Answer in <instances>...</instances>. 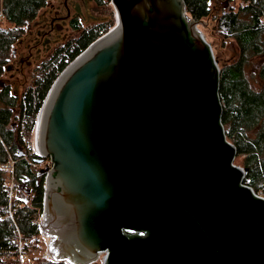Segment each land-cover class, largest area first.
I'll return each mask as SVG.
<instances>
[{
  "label": "water",
  "instance_id": "95a60500",
  "mask_svg": "<svg viewBox=\"0 0 264 264\" xmlns=\"http://www.w3.org/2000/svg\"><path fill=\"white\" fill-rule=\"evenodd\" d=\"M112 3L118 22L37 117L34 148L52 161L40 172L47 252L68 264L104 250L105 264H264V196L243 183L221 122L219 64L237 44L222 47L216 20L191 18L184 0Z\"/></svg>",
  "mask_w": 264,
  "mask_h": 264
},
{
  "label": "trees",
  "instance_id": "16d2710c",
  "mask_svg": "<svg viewBox=\"0 0 264 264\" xmlns=\"http://www.w3.org/2000/svg\"><path fill=\"white\" fill-rule=\"evenodd\" d=\"M48 1L0 0V77L12 57L14 43ZM184 1L191 18L203 21L206 27L210 25L209 19L214 18L216 33L238 46L239 60L229 65L224 63L220 71L221 122L227 139L237 149L235 159L240 160L236 163L247 169L243 183L264 196V85L253 87L245 71L251 59L263 58L258 77L264 82V0ZM227 1L228 7L225 6ZM107 26L104 25L102 31L97 28L79 35L75 44L60 57L44 63L21 97L11 94L9 87L0 89V165L13 161L12 174L0 168V264H21L22 257L29 251L27 244L39 247L44 240L40 218L46 185L44 173H40L42 168L37 165L50 157L34 153L27 158L24 143L35 130L47 92L64 69L65 57L77 56L99 38L101 32L108 31ZM16 117L18 126L13 128ZM13 180L27 183L29 201L11 193ZM29 253V264H68L40 252Z\"/></svg>",
  "mask_w": 264,
  "mask_h": 264
},
{
  "label": "flooded vegetation",
  "instance_id": "af4514ba",
  "mask_svg": "<svg viewBox=\"0 0 264 264\" xmlns=\"http://www.w3.org/2000/svg\"><path fill=\"white\" fill-rule=\"evenodd\" d=\"M107 4L114 5L112 0H49L28 23L26 32L14 43L9 62L13 58L18 64L17 68H24V63L30 66L37 62L32 58L41 55H45L41 66L60 57L75 44L79 35L97 28L102 31L109 21ZM9 62L4 73L10 67ZM27 188L30 191V187Z\"/></svg>",
  "mask_w": 264,
  "mask_h": 264
},
{
  "label": "rangeland",
  "instance_id": "374dc122",
  "mask_svg": "<svg viewBox=\"0 0 264 264\" xmlns=\"http://www.w3.org/2000/svg\"><path fill=\"white\" fill-rule=\"evenodd\" d=\"M107 8L109 9L108 11L110 12V14H109V18H108L109 21L105 25H108L107 29L109 30L111 27L116 25V20L118 17L116 15V11H115L114 6L112 4H107ZM215 28H216V22L214 25V31L216 33ZM220 43L222 44V47H226V40L225 39H221ZM18 49H19V46H18ZM84 50L81 51L78 55L82 54L84 52ZM236 55H237V57L231 61L221 62L219 64L220 70L224 67V65H223L224 63H226V65H229V64H233V63L237 62L239 60V57H240L239 51L237 52ZM44 57H45V55H41L40 57L32 58V59L36 60L37 62H33L32 65H30V66H28L27 64L24 63V68H17L18 64H16L14 62V59L12 58L11 61L9 62L10 64H8L10 67H8L7 70L5 71V73H3L0 77V89L2 87L7 86L10 88L11 94H13L16 97H21L24 90L27 87H29L30 85H32L37 74L39 72H41L40 63ZM67 57H65V58H67ZM73 58H75V57H73ZM70 60H72V59H70ZM262 60H263V58H260V57L253 58L250 60L249 64L247 65V68H245L246 74L249 77L253 87H255V88H261L264 85V82L258 77V71L260 69L259 67H260ZM64 64H65V66H64V68H65L68 64H66L65 61H64ZM63 71L59 72V75ZM56 79L57 78H55V80ZM54 81H53V83H54ZM5 84H7V85H5ZM12 126H13V128L14 127L16 128L18 126V117H16V120H13ZM34 140H35V130L32 132L31 138L27 139L24 143L25 147L23 148V151L25 153H27V158H29V156L31 154H34V153L38 154V152L34 148ZM239 160H240V158H238L237 160L235 159L234 163L235 164H237L236 162L239 163ZM11 162H13V161H11ZM51 163H52L51 159L48 158V159H46L45 162H41V164L37 165V168L40 167V168L44 169L45 167L50 166ZM9 165H12V163H10ZM239 166H241V165H239ZM11 171L9 174H12ZM10 184H11V193L14 194V196L22 198L25 201H29L30 191L27 188V186H28L27 183H25V182L18 183L16 180H13V181H11ZM21 243H23V240ZM27 246H28L29 251L27 249L28 252L26 253V257L25 256L22 257L21 264H29L28 263L30 260V253L29 252H31L32 255L40 252V253H43L44 255L53 259L52 255L47 252V248L43 242L41 243V245L39 247H35V245L32 243H28Z\"/></svg>",
  "mask_w": 264,
  "mask_h": 264
},
{
  "label": "built area",
  "instance_id": "2783aa9c",
  "mask_svg": "<svg viewBox=\"0 0 264 264\" xmlns=\"http://www.w3.org/2000/svg\"><path fill=\"white\" fill-rule=\"evenodd\" d=\"M118 22V18H117V20H116V23ZM114 27V26H113ZM113 27H111V28H113ZM110 28V29H111ZM109 29V30H110ZM108 30V31H109ZM107 32V31H106ZM106 32H101V36L102 35H104ZM100 36V37H101ZM99 37V38H100ZM81 55V54H80ZM80 55H78V56H75V58H72V57H67V58H65L64 59V61H65V63L66 64H68L64 69H66V68H68ZM70 59H72V60H70ZM63 69V70H64ZM62 70V71H63ZM10 163H12V165H9ZM0 168H3V169H7L8 171H11V170H13V162H9L8 164H5V165H0ZM141 235H144V233L143 232H141L140 233ZM108 250H104V251H101L100 252V256H99V259L96 261V263L95 264H105L106 263V261H107V256H108Z\"/></svg>",
  "mask_w": 264,
  "mask_h": 264
},
{
  "label": "bare ground",
  "instance_id": "6f19581e",
  "mask_svg": "<svg viewBox=\"0 0 264 264\" xmlns=\"http://www.w3.org/2000/svg\"><path fill=\"white\" fill-rule=\"evenodd\" d=\"M15 163V162H14Z\"/></svg>",
  "mask_w": 264,
  "mask_h": 264
}]
</instances>
